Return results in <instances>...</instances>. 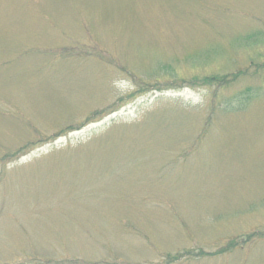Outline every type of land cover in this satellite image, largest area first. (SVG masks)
Masks as SVG:
<instances>
[{"label": "rangeland", "instance_id": "374dc122", "mask_svg": "<svg viewBox=\"0 0 264 264\" xmlns=\"http://www.w3.org/2000/svg\"><path fill=\"white\" fill-rule=\"evenodd\" d=\"M0 264H264V0H0Z\"/></svg>", "mask_w": 264, "mask_h": 264}]
</instances>
